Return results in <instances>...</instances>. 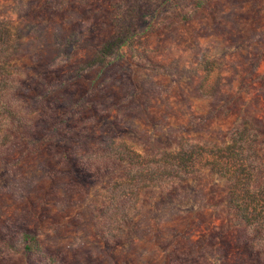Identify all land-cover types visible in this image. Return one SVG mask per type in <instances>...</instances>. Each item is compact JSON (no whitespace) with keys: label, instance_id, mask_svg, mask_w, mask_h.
<instances>
[{"label":"rangeland","instance_id":"rangeland-1","mask_svg":"<svg viewBox=\"0 0 264 264\" xmlns=\"http://www.w3.org/2000/svg\"><path fill=\"white\" fill-rule=\"evenodd\" d=\"M0 20L29 107L0 138V264H264L226 179L139 194L120 225L103 163L264 137V0H0Z\"/></svg>","mask_w":264,"mask_h":264},{"label":"trees","instance_id":"trees-1","mask_svg":"<svg viewBox=\"0 0 264 264\" xmlns=\"http://www.w3.org/2000/svg\"><path fill=\"white\" fill-rule=\"evenodd\" d=\"M12 41L8 22L0 20V138L7 136L10 128L28 122L29 107L22 92L21 75L10 63ZM104 157L108 169L122 165L125 168L122 179L112 180L111 205L105 207L117 219L116 223L132 220L135 214L132 207L139 194L145 197L151 189H171L208 169L229 182L228 207L245 224L251 237L264 239V137L254 121L237 126L229 140L221 144L187 142L174 150L154 153L130 150ZM82 162L87 168L93 165L86 155ZM25 237L35 242L32 235ZM26 248L31 249V245Z\"/></svg>","mask_w":264,"mask_h":264}]
</instances>
